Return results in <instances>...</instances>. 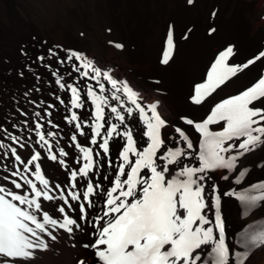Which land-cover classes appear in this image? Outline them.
<instances>
[{
  "label": "snow or ice",
  "instance_id": "snow-or-ice-1",
  "mask_svg": "<svg viewBox=\"0 0 264 264\" xmlns=\"http://www.w3.org/2000/svg\"><path fill=\"white\" fill-rule=\"evenodd\" d=\"M175 48L169 25L161 64ZM235 56L233 44L217 50L190 90L192 105L264 65V49L239 63ZM32 63L50 74L55 90L48 96L56 103L30 99L41 94V76L26 66L36 85L23 96L33 108L18 109L25 119L11 128L28 135L0 124V264L31 261L61 236L86 237L81 247L94 264H247L251 251L264 247V226L249 225L230 241L221 210L223 198L238 201L245 215L264 204V179L245 181L249 168L241 163L264 146V68L235 94L213 99L203 117L168 121L158 102L145 104L126 80L80 50L55 46ZM57 105L66 139L53 120ZM47 161L63 170L60 182L46 177ZM220 181L229 187L221 190Z\"/></svg>",
  "mask_w": 264,
  "mask_h": 264
},
{
  "label": "bare ground",
  "instance_id": "bare-ground-1",
  "mask_svg": "<svg viewBox=\"0 0 264 264\" xmlns=\"http://www.w3.org/2000/svg\"><path fill=\"white\" fill-rule=\"evenodd\" d=\"M258 1L193 0L189 5L187 0H0V124L13 134L28 135L11 128L12 123L25 119L18 109L33 108L23 96L36 85L26 66L41 76L37 85L41 94L33 92L30 99L42 97L48 103H56L48 96L49 91L55 90L50 74L32 63L55 46L80 50L98 66L111 69L112 75L126 80L145 104L158 102V111L166 120L176 121L181 114L199 119L213 99L219 101L235 94L264 68L257 62L238 78L221 85L201 106H194L187 99L194 82L206 76L218 49L235 45L233 59L238 63L264 49V21L260 19L264 5H258ZM169 25L174 28L176 48L169 63L163 65L161 52ZM210 27L216 29L212 34ZM115 43L124 47L117 49ZM48 63L54 65V58ZM59 107L52 110L53 120L61 125V137L66 139ZM78 139L83 142V138ZM4 142L8 143L6 139ZM18 152L22 157L28 154L24 149L18 148ZM241 163L249 168L245 181L264 179V168L258 166L264 164V146L246 154ZM42 170L46 177H55L56 182L63 179V170L55 162L42 163ZM219 183L221 190L229 187V182ZM233 186L238 191L241 188ZM221 210L230 241L249 225L264 226V204L245 215L238 201L223 198ZM86 241L82 236H61L50 242L46 250H37L31 261L21 264H78L80 259L94 264L91 250L81 247ZM247 264H264V247L253 249Z\"/></svg>",
  "mask_w": 264,
  "mask_h": 264
},
{
  "label": "rangeland",
  "instance_id": "rangeland-1",
  "mask_svg": "<svg viewBox=\"0 0 264 264\" xmlns=\"http://www.w3.org/2000/svg\"><path fill=\"white\" fill-rule=\"evenodd\" d=\"M257 4H258V5H264V0H259V1L257 2ZM260 19H263V21H264V14L260 17ZM263 27H264V24H263Z\"/></svg>",
  "mask_w": 264,
  "mask_h": 264
}]
</instances>
